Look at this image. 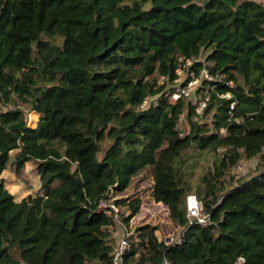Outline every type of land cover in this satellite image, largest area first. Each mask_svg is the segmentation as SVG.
<instances>
[{
    "label": "trees",
    "instance_id": "obj_1",
    "mask_svg": "<svg viewBox=\"0 0 264 264\" xmlns=\"http://www.w3.org/2000/svg\"><path fill=\"white\" fill-rule=\"evenodd\" d=\"M182 57L223 77L210 83L204 121L183 99L163 96L140 108L164 91L161 78L174 81ZM227 93L232 99L219 97ZM14 99L21 107L1 109ZM26 111L35 112L31 124L40 116L37 127ZM263 148L264 4L0 0V264H113L124 229L98 204L110 189L123 196L147 168L152 196L169 208L183 242L168 249L158 226H140L128 263L264 264V171L229 190L225 179ZM189 151L216 156L195 189ZM11 162L17 173L34 164L41 194L15 200L1 178ZM194 192L211 214L207 226L188 225L186 196ZM115 203L128 226L141 199Z\"/></svg>",
    "mask_w": 264,
    "mask_h": 264
},
{
    "label": "built area",
    "instance_id": "obj_2",
    "mask_svg": "<svg viewBox=\"0 0 264 264\" xmlns=\"http://www.w3.org/2000/svg\"><path fill=\"white\" fill-rule=\"evenodd\" d=\"M178 66L176 69V78L172 83H168L164 78H161L163 82H159L160 85H166V88L161 93L148 97L143 104L141 109H148L151 104H156L160 97H167L171 103H177L179 100H186L194 109L196 114V120L203 121L205 112L208 104L212 98V94L215 92V86L210 85L213 81L222 82L223 77L214 76L210 70L206 67L196 68V64L200 63L197 58H179ZM229 87H234L231 82L228 84ZM221 99H232L231 93L223 94L219 96ZM237 101L231 104V110L235 108ZM15 108V106H14ZM184 115V114H183ZM180 116V121L182 120ZM179 121V123H180ZM179 135L184 137L183 130L180 129L179 124L177 128ZM222 134L226 133L225 129L221 130ZM221 155L224 154V149H220ZM264 154V148H263ZM245 162L239 163L235 166L234 171L238 175L242 174L246 169ZM120 196L114 195V189H110L108 197L102 199L98 204V211L103 212L106 215L113 217V225L116 231L123 228L124 232L120 235L117 244L115 245L112 252V263L113 264H130L126 261L127 254L131 251L132 246L130 243L131 236L135 232L136 228L144 225L158 226L162 233H164L163 225L172 226V235L165 234L164 243L168 249L181 245L183 242L184 231L174 224L170 218L169 208L162 202H157L152 197H146L144 199L140 197H134L127 199L128 201L136 198L141 199V205L139 211L133 215L128 222V226L123 225V217L127 216L124 209L115 203ZM126 199V198H124ZM222 200V199H221ZM186 218L188 225H202L207 226L211 223V214L205 211L204 203L195 195L188 194L186 196ZM178 233V234H177ZM244 259L239 258L236 264H243ZM162 264H172L171 261L165 259Z\"/></svg>",
    "mask_w": 264,
    "mask_h": 264
},
{
    "label": "rangeland",
    "instance_id": "obj_3",
    "mask_svg": "<svg viewBox=\"0 0 264 264\" xmlns=\"http://www.w3.org/2000/svg\"><path fill=\"white\" fill-rule=\"evenodd\" d=\"M253 1L264 4V0H253ZM159 82L161 83L163 82V80L160 79ZM16 105L17 107L19 106L21 107V104L17 100L14 99L13 103L10 106H4V107H1V109L5 111L6 108H14V106ZM22 108H25V110H27L26 106L24 107L22 106ZM26 112H27L28 126L31 128L37 127L39 117H40L38 116L39 114L37 115L38 118H37L36 124L34 125V123L33 124L30 123V116L32 113H35V112H28V111ZM186 115H187V112L183 115L182 120L179 123V127L180 129L183 130L184 134L187 133L188 131L187 126H186ZM205 121H209V120L207 119ZM189 153L192 155V158L190 159V162H189L190 163L189 167L191 166L192 171H193L189 179H190V184L192 185V188L195 189L200 184L202 177L214 171L215 164H216V156L208 152L199 153L197 151H189ZM16 154H17V151H14L12 153V157H13L12 159H14ZM247 165H248V168L245 173L237 175L233 169V171L230 172V175L225 177V179L227 180L226 190H229L231 186L235 185L236 182L238 181L237 179H240V177L241 178L244 176L252 177V176H255V174H258L264 171V168H261V171L259 170L257 171L260 165H262L263 167L264 163L262 161H260V165L258 167L257 166L255 167V164H253V166H249V164ZM16 170H17L16 165L11 162L8 169L2 174L1 178L4 179L6 189L8 190L9 193H11L14 196L17 202H20L24 199H28L29 197H36L39 194H41L40 177L37 174L33 163L27 162L24 169H22L21 173L20 172L17 173ZM58 184L59 183L57 182L56 185ZM153 186H154V181H153L152 168H147L144 172H142L141 174H139L132 180V184L130 188L127 190V192L123 196H120V197L123 199L126 198L128 200L131 198L137 197V196L142 199L146 197H152ZM219 200H221V198ZM163 227H164V233H162L160 229L157 232V236L159 237L160 240L164 239L165 234L172 235L171 225H163Z\"/></svg>",
    "mask_w": 264,
    "mask_h": 264
},
{
    "label": "crops",
    "instance_id": "obj_4",
    "mask_svg": "<svg viewBox=\"0 0 264 264\" xmlns=\"http://www.w3.org/2000/svg\"><path fill=\"white\" fill-rule=\"evenodd\" d=\"M262 156H264L263 153H262L261 156H258V157L254 158V159L249 160V161L247 162V164H249V166H253V164H255V167H256V166L258 167V166L260 165V161H262V162L264 163V159L262 158ZM247 168H248V165H246V169H245V171H247ZM261 168H264V167H260V166H259V171H260Z\"/></svg>",
    "mask_w": 264,
    "mask_h": 264
}]
</instances>
